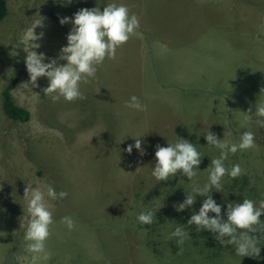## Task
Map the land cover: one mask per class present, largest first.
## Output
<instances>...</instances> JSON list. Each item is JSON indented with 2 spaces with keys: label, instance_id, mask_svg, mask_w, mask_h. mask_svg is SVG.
Wrapping results in <instances>:
<instances>
[{
  "label": "rangeland",
  "instance_id": "374dc122",
  "mask_svg": "<svg viewBox=\"0 0 264 264\" xmlns=\"http://www.w3.org/2000/svg\"><path fill=\"white\" fill-rule=\"evenodd\" d=\"M7 1L9 14L0 22V264H264V240L259 258H243L209 231L188 226L206 197L176 211L186 193L207 182L211 158L220 154L207 146L209 130L221 140L225 133L229 143H238L244 131L256 134L254 148L230 153L225 161L244 171L237 178L226 176L221 192L212 193L224 206L221 214L245 198L264 199V127L254 115L258 101H264V0ZM113 2L126 4L140 28L114 60L99 66L95 79L81 84L86 99L54 102L43 91L46 77L32 87L25 59L34 32L44 33L30 41L42 45L35 51L58 59L73 27L61 25L60 18H74L84 8L102 11ZM39 16L44 26L34 30ZM30 29L33 37H27ZM211 30L215 35L208 41ZM196 41L203 43V64L195 68L199 73L184 74L198 64L200 52L187 62L175 54ZM236 61L242 67L236 68ZM14 79L15 102L31 113L27 123L4 112L3 92ZM133 95L144 111L126 107ZM138 137L143 156L135 148L126 151ZM178 138L197 146L201 171L192 182L182 173L159 181L151 175L156 146ZM38 183L68 193L50 201L55 223L46 241L47 259L44 254L33 259L24 239L28 202L23 195L27 184ZM149 209L157 219L140 224L138 215ZM65 216L73 219L72 229L61 222ZM177 225L190 235L182 246L169 238Z\"/></svg>",
  "mask_w": 264,
  "mask_h": 264
},
{
  "label": "clouds",
  "instance_id": "9594fccd",
  "mask_svg": "<svg viewBox=\"0 0 264 264\" xmlns=\"http://www.w3.org/2000/svg\"><path fill=\"white\" fill-rule=\"evenodd\" d=\"M68 2L70 3L71 0ZM44 19L39 16L34 30L37 26H44ZM60 23L72 24L73 27L67 36L68 43L61 48L58 59L46 57L44 53L35 51L42 46L40 43H30L42 39L43 32L39 37L34 32V38L29 40L30 50L26 51L28 55L25 63L30 84L32 87H39L38 80L46 77L49 84L43 91L54 102L61 97L66 101L84 100L86 97L81 91V84L95 79L99 66L106 59L116 58L117 49L137 34L140 20L126 4L113 2L107 4L102 11L99 7L81 9L74 14V18H60ZM34 30H28L27 37H33ZM58 60L66 63L61 64ZM25 84L29 85V83ZM126 107L137 111L145 110V106L135 95L126 103ZM254 115L258 117L256 124L264 127V101H258ZM227 135L230 136L232 133L229 132ZM140 138H135L134 144L127 146L126 151L129 154L132 153L133 148L141 156L145 154ZM204 138L207 146L217 149L220 154L217 158H211V164L207 168L209 173L207 182L202 186H194L191 192L186 193L185 200L176 206V211L183 212L192 207L196 203L197 196L206 197L199 211H194L191 215L188 226L195 225L198 232L209 231L214 234L219 244L225 247L234 246L237 256L259 258L261 241L264 240V220L261 219L264 216V199L257 202L245 198L242 202L228 204L226 214L222 215L224 206L217 204L212 196L213 192H221L226 176L237 178L243 173L244 170L238 163L229 168L225 161L228 160L230 153L235 154L238 151L254 148L256 134L250 130L244 131L238 143H229L225 139V133L224 139L221 140L210 130ZM155 157L156 164L152 168L151 175L159 181H168L169 177L182 173L192 182L198 171H201L199 166L203 161L197 146L183 138H178L175 143L168 142L167 147L157 145ZM32 185L27 184L23 195L28 202L24 239L28 242L27 250L34 254L33 259L40 254H44V258L47 259L46 241L51 234V226L55 223L52 211L54 205L50 201L63 200L68 193L58 192L51 184L38 183L34 184L35 188ZM210 213L215 215L210 216ZM137 219L142 225H152L157 219L156 212L149 209L141 212ZM61 222L67 224L69 229L74 227V221L69 216L63 217ZM173 237L176 238L178 246H182L190 235L185 226L177 225L169 238Z\"/></svg>",
  "mask_w": 264,
  "mask_h": 264
},
{
  "label": "trees",
  "instance_id": "16d2710c",
  "mask_svg": "<svg viewBox=\"0 0 264 264\" xmlns=\"http://www.w3.org/2000/svg\"><path fill=\"white\" fill-rule=\"evenodd\" d=\"M9 14L8 1L0 0V22ZM18 80L14 79L3 92V108L6 116L14 122L27 123L31 120V113L26 108L16 104L13 91L17 87Z\"/></svg>",
  "mask_w": 264,
  "mask_h": 264
},
{
  "label": "crops",
  "instance_id": "0c3cea01",
  "mask_svg": "<svg viewBox=\"0 0 264 264\" xmlns=\"http://www.w3.org/2000/svg\"><path fill=\"white\" fill-rule=\"evenodd\" d=\"M214 35H215L214 34V30H211L210 31V36L208 37V41H211L210 38H213ZM202 45H203V43H201V47H202ZM201 47H200V45L198 46V42L196 41L195 43H193L191 45L183 46L179 50V52L178 51H175V52H178V54H175V55H178V57H180V58H184V60H185L186 57L191 56V55H195L196 53H199L200 52V54L198 55V60H199L198 64L196 66H194V68L193 67L187 68L188 72H185V69H184V72H183L184 74H188L190 69H193L192 72L199 73V70H197L195 68L196 67H199V64H200V66L203 64V54H201V52L203 51V49ZM239 52H241V51H239ZM234 53H236V52H233V54ZM239 57H240V55L238 57H236L235 59L238 60ZM232 58H234V57L232 56ZM185 61L187 62V60H185ZM236 63H237V61H236ZM184 64H187V63H184ZM244 66H245V64H244ZM235 67L236 68L237 67H242V65H240V62H238L237 64H235ZM202 70H203V68H202ZM230 72H231V70H230ZM184 74H183V77L185 76Z\"/></svg>",
  "mask_w": 264,
  "mask_h": 264
}]
</instances>
